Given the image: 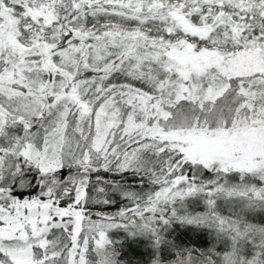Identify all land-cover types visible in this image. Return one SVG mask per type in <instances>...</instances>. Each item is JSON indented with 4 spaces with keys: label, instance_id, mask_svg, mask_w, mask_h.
I'll list each match as a JSON object with an SVG mask.
<instances>
[{
    "label": "snow or ice",
    "instance_id": "obj_1",
    "mask_svg": "<svg viewBox=\"0 0 264 264\" xmlns=\"http://www.w3.org/2000/svg\"><path fill=\"white\" fill-rule=\"evenodd\" d=\"M115 230L264 264V0H0V264H124Z\"/></svg>",
    "mask_w": 264,
    "mask_h": 264
},
{
    "label": "trees",
    "instance_id": "obj_2",
    "mask_svg": "<svg viewBox=\"0 0 264 264\" xmlns=\"http://www.w3.org/2000/svg\"><path fill=\"white\" fill-rule=\"evenodd\" d=\"M121 235L125 234H122L121 232L112 234L114 238L113 240L118 242L116 246L120 253L119 258L124 261V264H127L126 260L128 252L125 250V242L127 241V237H121ZM169 239L174 240L175 243L180 246L187 247H205L209 243L208 234L206 231L199 229L193 230L191 228L181 227L178 225H174L172 229H170ZM141 245H146L145 251L142 250ZM132 254L136 259V262H131V264H149V261L153 255V249L150 246V241L148 239L144 242L141 240L137 251L133 250Z\"/></svg>",
    "mask_w": 264,
    "mask_h": 264
},
{
    "label": "rangeland",
    "instance_id": "obj_3",
    "mask_svg": "<svg viewBox=\"0 0 264 264\" xmlns=\"http://www.w3.org/2000/svg\"><path fill=\"white\" fill-rule=\"evenodd\" d=\"M117 232L118 233L121 232L122 234H125V235H121V237H125V236L127 237V241L125 242L126 243V247H125L126 249L125 250L128 252L127 260H126L127 264H131V262H136L135 261L136 259L133 257V254H132L133 253V250H136L137 251V249L139 247L140 241L143 240V242H144L147 239L144 238V237H139V238H137V237L136 238L129 237L127 235V233H125L122 230H115V231L111 232L110 236H111L112 239H114L113 236H112V234H115ZM141 247H142V250L143 251L146 250V245H141Z\"/></svg>",
    "mask_w": 264,
    "mask_h": 264
}]
</instances>
